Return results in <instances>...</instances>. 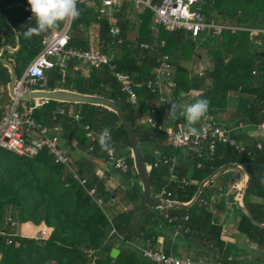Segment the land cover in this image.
Listing matches in <instances>:
<instances>
[{"label": "trees", "instance_id": "1", "mask_svg": "<svg viewBox=\"0 0 264 264\" xmlns=\"http://www.w3.org/2000/svg\"><path fill=\"white\" fill-rule=\"evenodd\" d=\"M12 1L0 0V49L13 44L16 38L4 19V11ZM96 2L100 0H93L94 4ZM151 2L160 5L162 0ZM77 6L81 16L72 21V34L85 30L90 23H97L100 50L115 55V69L72 61L65 69L47 71L43 89L72 91L117 102L142 148L150 171L153 198L189 203L200 184L218 168L230 163L243 165L251 177L244 197L246 208L258 223L264 224V134L257 129L264 123V35L254 37L249 31L225 29L221 36L203 33L193 38L183 29L167 31L155 23L153 11L134 5L136 26L118 13L121 35L113 39L109 22L99 17L98 4L91 7L80 1ZM200 7L208 20H216L224 26L264 29V0H202ZM29 14V9L17 12L16 22L12 21L21 48L13 54L4 51V56L14 64L17 80L40 52L43 36L51 32L26 39L23 33L29 26ZM74 34L71 47L80 45ZM200 48L206 49L211 63L201 73L191 66L199 59ZM164 55L169 56L173 70L170 80L164 82L170 91L167 97L158 88L153 91L147 86L154 79ZM115 72L129 77L138 97L136 104L130 102V94L123 90ZM10 80L11 70L0 62V86L8 91ZM8 98L6 104L12 103L9 93ZM196 98L210 101L206 117L196 127L209 121L234 129L243 151L222 143L216 144L213 154L206 143L184 153L183 149L172 146L165 128L179 131L186 128V121L177 116L167 122L171 103H191ZM30 103L27 100L21 105L30 107L33 102ZM59 108H63L64 113H60ZM70 110L79 113L81 120L71 116ZM4 115L5 107L1 103L0 120ZM32 117L49 130L62 129L60 148L65 150L73 142L76 149L87 156H70L68 167L56 163L47 148L34 157L0 151V226L9 230L13 221L4 222L5 211L14 207L21 226L39 229L33 237H13L10 245L0 237V264H153L143 257L139 246L210 264H264V227L254 224L242 209L236 208L232 235L235 240L227 241L222 236L221 215L228 211L227 194L232 172L237 169L217 175L189 208H151L144 200L129 136L116 112L102 105L50 100L34 109ZM148 118H152L153 125L148 123ZM85 126L97 134L104 127L111 129V142L117 156L127 159L128 172L116 169L109 162L98 138L93 144L88 141ZM51 135L59 137V133ZM173 159L177 162L171 179L169 170ZM99 163L109 164L129 187L109 190L105 179L97 174ZM213 195L221 196V200L213 204L214 210L210 207ZM113 199L127 208L111 222L103 204ZM171 218L174 220L170 221ZM43 231L44 237L36 239ZM160 237L164 238L161 245ZM114 248L120 250L116 259L111 257Z\"/></svg>", "mask_w": 264, "mask_h": 264}, {"label": "built area", "instance_id": "2", "mask_svg": "<svg viewBox=\"0 0 264 264\" xmlns=\"http://www.w3.org/2000/svg\"><path fill=\"white\" fill-rule=\"evenodd\" d=\"M84 1L86 4H92L93 0H78ZM136 8L147 7L154 12L155 23L163 26L167 31L173 32L176 30H186L191 33L193 38L199 37L201 34H215L220 35L223 30L228 29L233 32L246 30L236 26L218 25L214 21H208L203 13L200 3L202 0H162L160 5H153L151 0H133ZM117 0H100V18H107L112 24L110 34L117 37L120 34V28L113 24L114 22V6ZM32 20V17H28ZM254 34H263L264 30H250ZM72 32V21L64 22L63 26L56 31L50 32L43 36L41 40V50L36 57L30 62L24 75L17 80L15 85V94L17 98L12 99L11 106L6 115L0 121V151L6 150L14 152L20 156L34 157L42 149L47 148L54 156L56 163L64 164L70 167V157L66 155L62 148L58 136L50 135V130L44 127L33 119L32 113L34 109L48 104L50 100H36L30 107H24L19 100V97L30 94L36 90H41L46 85V72L60 68L65 69L72 61H79L91 67H101L110 65L112 58L103 54L102 52H94L90 49L77 48L70 46ZM147 47V46H144ZM117 79L123 84V90L130 94V102L136 104L138 97L131 88L129 77L125 74L117 72ZM173 75L172 66L169 56L165 55L161 60V65L155 71V77L148 82V88H161L164 82L168 81ZM23 108L25 111H22ZM60 113H64L63 108H59ZM70 115L76 120H81L79 113H74L70 110ZM148 123L153 124L151 118L147 119ZM258 131L264 134V123L258 125ZM58 133L61 129L54 128ZM168 133L169 142L175 148H201L205 143L209 145L210 152L213 154L217 143H222L235 147L238 151H243L234 135V129L221 127L206 121L200 128L199 137L186 136V128L179 131L165 129ZM38 133L40 138L32 139L30 133ZM85 135L92 143L96 142L98 134L89 126H85ZM261 147V146H260ZM106 155L111 164L116 169L122 172H127L130 165L126 158L118 157L116 154V147L111 142V147L106 150ZM177 162L172 160L170 168V176L173 175V167ZM76 176V175H75ZM77 178V176H76ZM84 181H81L83 184ZM237 187L242 188L238 184ZM94 191L91 192L93 194ZM165 191H163V194ZM171 201V200H168ZM173 202V201H171ZM98 204L102 205L101 201ZM176 219V218H175ZM174 220L171 218L170 221ZM115 232V230H114ZM45 231L41 232L36 239L44 237ZM0 237L6 240L7 244L14 242L15 235L10 234L0 226ZM145 257L153 261L155 264H210L202 260H193L191 258H179L175 256L166 255L160 251L145 250Z\"/></svg>", "mask_w": 264, "mask_h": 264}, {"label": "crops", "instance_id": "3", "mask_svg": "<svg viewBox=\"0 0 264 264\" xmlns=\"http://www.w3.org/2000/svg\"><path fill=\"white\" fill-rule=\"evenodd\" d=\"M93 4L94 3L92 2V4H87V5L93 7L96 4H98L99 17H100L101 3H99V2L97 3L96 2L94 5ZM134 5L135 4H134L133 0H117L116 4L114 6V12H113L114 22H112V23L117 25L120 28V26L118 24V18H117L116 15L118 13L119 14L122 13L123 18L128 17L130 19V21H132V24H133L132 26L135 27L137 23H136V20L134 18V13H133V9L135 7ZM28 9H29V12H30L29 15L32 17V13L30 11V6L28 5L27 2H25L24 0H14V1L11 2V4H9L7 6L6 10L4 11L5 12L4 19L6 20V27L8 29L12 30L15 33L16 38L13 41L14 43L12 42L13 44H6L0 49V57L8 60L11 63H12V61H10L6 56H4V51H9L10 53L13 54V53L17 52L21 48L20 39H19L18 33H16L17 32L16 27L12 23V21L14 20L16 22V20H17V17H16L17 12L27 11ZM100 19H105V20H107L109 22V20L107 18H105V17L100 18ZM27 20H28L27 24L29 26H34V24H35L34 19H32V20L27 19ZM208 21H214L218 25H223V24L218 23L216 20H208ZM63 24L64 23H61L60 26H63ZM109 25H110V28H111L112 24L110 22H109ZM237 27L246 29V30H242V31H249L252 34V36H254V37H260L259 34L252 33V31H250V30H253V29H251V28H246V27H241V26H237ZM60 28H58L56 30H59ZM56 30H50V31L53 32V31H56ZM99 30H100V26L97 23L93 22V23H90L89 27L85 28V30L83 29V30H81V32H74L75 34L74 33L73 34L76 36V38H78V41L80 42V45L82 44V46H83L82 47V46L79 45V46H77V48H85V49H90V50H92L94 52H101V50H100L101 46H100V42H99V32H100ZM259 30H264V29H259ZM109 32H110V30H109ZM4 33L6 34L7 32H4ZM73 34L71 32V36ZM120 35H121V29H120ZM133 35L134 34H132V36ZM119 36H117V37H119ZM215 36H218V35H215ZM219 36H221V34ZM117 37H113L111 35V38H113V39H116ZM119 43H122V40ZM257 43H259V39L257 40ZM199 52H200L199 59L197 60V62L193 63L191 66L193 67V69L196 72H200L201 73L207 67H210L211 63L209 61L208 56L206 55V49L200 48ZM102 53L112 58L111 64L110 65H106V66H110L112 69H115V66L113 65L114 64V60H115V55L114 54H107V53H104V52H102ZM162 58H161V60H162ZM161 60H160V62H161ZM81 64H83V63H81ZM116 73L117 72H115V74ZM41 90H45V89H41ZM158 90L160 92L164 93L165 97H167L170 94V91L164 86V84L162 85L161 88H158ZM36 91H39V90H36ZM8 93H9V89L7 91L5 87H1L0 86V99L3 98V101L2 100L0 101V105L2 103V106L5 107V115H6V113L8 112V110H9V108L11 106V102L6 104V101L7 100L9 101ZM9 95H10V93H9ZM25 101H27V100H25ZM28 101L31 102L30 104H32V102H33V104L36 102V100H28ZM23 105H24V107H27L26 104H23ZM23 111H25V110L23 109ZM167 122L169 123L170 119L167 120ZM153 124H154V122H153ZM153 124H151V125H153ZM243 128L244 127H240V129H243ZM169 129L173 130L172 128H169ZM61 132H62V129L58 132L59 133V138H60V133ZM54 133H56L55 130H53V131L50 130V135L54 134ZM30 137L32 139L40 138L39 134L36 133V132L35 133H30ZM88 141L91 144H93L89 139H88ZM177 149H182V148H177ZM189 149H191V147L183 149V153L186 152ZM90 150H92V149L90 148ZM63 151L66 153V155H68L69 157L71 156L72 158H74V157L75 158H79L80 155L81 156L82 155L87 156V153H83L82 151L80 152V150L76 149V147H75L73 142H71V144H69V147H67V149H65V150L63 149ZM9 152H11V151H9ZM97 171H98L97 172L98 176L103 178V179H105L107 187H108L109 190H115L118 187H129L128 185H125V183L123 182V178H122V176L120 174H115L114 173V170L111 168V166L109 164H107V163H99ZM124 173H126V172H124ZM232 175H233L232 184H231L230 190H229V192L227 194V196L229 198V201L227 202L228 211H226L225 213H223L221 215V221H222V223H224L223 229H225L227 231L226 235L224 236V238L227 241L235 240V238L232 235L235 233V224H236V219H237V213H236L237 210H236V208L237 209L240 208L239 197H240V194H241V192H242V190L244 188V185L246 184V181H247L246 175L240 170H233ZM169 176H170V170H169ZM170 177L172 179L173 175L170 176ZM236 184H238V185L240 184L239 186H241L242 188L240 189L239 187H237ZM162 194H163V192H162ZM233 197H234V199H233L234 201L232 200ZM161 200H164V199H161ZM220 200H221V196L213 195L211 197V200H210L211 201V206L210 207L214 210V205L217 204V202H219ZM103 207L105 208L106 213H107L108 217L110 218V221L113 222L114 218H116L119 214H121L122 212L125 211V207L126 206L123 203L113 199L110 202H108V201L105 202L103 204ZM9 221H13V224L11 225V227L8 230L9 233L12 234V235H15V236L24 235V236H27V237H33V236H35L38 233L36 228L31 227L30 225H23V226L18 227V224H19V213L14 207H9L5 211L4 222L8 223ZM163 240H164L163 237L159 238V244L160 245L163 244ZM138 248H140V251L143 254V257L148 259L147 257H145V255H144L145 252L144 251L145 250H150V249H146V248H143L141 246H139ZM152 251H156V250H152ZM158 251L162 252L161 250H158ZM170 256H173V255H170ZM148 260H150V259H148ZM151 262L153 264H155L153 261H151Z\"/></svg>", "mask_w": 264, "mask_h": 264}, {"label": "water", "instance_id": "4", "mask_svg": "<svg viewBox=\"0 0 264 264\" xmlns=\"http://www.w3.org/2000/svg\"><path fill=\"white\" fill-rule=\"evenodd\" d=\"M0 62L4 64L5 66H8L9 69L11 70V80L9 84V93L12 99L17 98L15 94V85L17 82V72L15 70L14 65L9 62L8 60L1 58L0 57ZM52 100V101H58V102H68V103H86V104H94V105H102L105 107L110 108L112 111L116 112L122 125L124 126L131 145H132V156L134 159V167L135 170L139 176V180L141 182L142 188H143V195H144V200L146 204L151 207V208H177V209H182V208H189L192 206L197 199L200 197L202 191L206 187V185L211 182L217 175H219L221 172L230 170V169H237L242 171L246 177L247 181L246 184L244 185V188L240 194L239 197V202H240V208L245 212V214L251 219V221L254 224H257L261 227H264V224L258 223L251 215V213L248 211L246 208L245 202H244V197L245 194L250 186V174L248 171L245 169V167L241 164L238 163H230L226 164L220 168H218L213 174H211L208 178H206L199 186V189L195 195V197L192 199L191 202L189 203H178V202H171L168 200H161L157 198L152 197V182H151V177H150V171L147 166V164L144 161V156H143V151L140 146V143L138 141V138L136 136V133L128 121L124 110L122 107L115 101L109 100L104 97H99V96H86L79 94L77 92H72V91H66V90H55V91H48V90H39V91H34L30 94L24 95L22 97H19L20 101H25V100ZM195 149V148H192ZM120 253V250L117 248L112 249L111 251V257L116 259Z\"/></svg>", "mask_w": 264, "mask_h": 264}, {"label": "clouds", "instance_id": "5", "mask_svg": "<svg viewBox=\"0 0 264 264\" xmlns=\"http://www.w3.org/2000/svg\"><path fill=\"white\" fill-rule=\"evenodd\" d=\"M34 19V26H27L23 35L26 39L40 36L50 30H56L61 23L78 20L81 10L78 8V0H27ZM183 96L184 94L181 93ZM210 101L196 98L191 103H171L167 113L168 119L183 117L186 121V136L199 137L200 130L196 125L206 117ZM111 129L104 127L98 134L101 150H109L111 147Z\"/></svg>", "mask_w": 264, "mask_h": 264}, {"label": "rangeland", "instance_id": "6", "mask_svg": "<svg viewBox=\"0 0 264 264\" xmlns=\"http://www.w3.org/2000/svg\"><path fill=\"white\" fill-rule=\"evenodd\" d=\"M240 185V184H239ZM21 225L18 224V227H20ZM37 232H39V229H37ZM227 231L225 229H223V232H222V236L224 237L226 235Z\"/></svg>", "mask_w": 264, "mask_h": 264}]
</instances>
